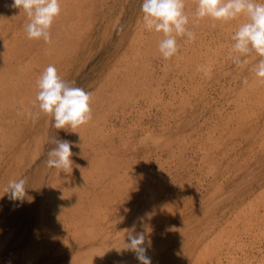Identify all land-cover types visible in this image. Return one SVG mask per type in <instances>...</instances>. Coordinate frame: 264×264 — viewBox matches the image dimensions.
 <instances>
[{
	"label": "rangeland",
	"instance_id": "rangeland-1",
	"mask_svg": "<svg viewBox=\"0 0 264 264\" xmlns=\"http://www.w3.org/2000/svg\"><path fill=\"white\" fill-rule=\"evenodd\" d=\"M11 1L0 0V263L10 262L11 255L19 252L26 242V237L20 241L16 239L17 233H20L18 224H24L29 232L41 225L37 210L41 200L45 203V214L50 218L52 203L46 201L42 193L50 184L52 171H55L54 167L47 165L48 152L55 147L53 141L60 139L72 142L71 159L75 168L73 174L59 169L53 184L57 185L55 194L62 195L68 187L69 181L66 183L65 179H70L69 175L75 177L76 183H86L90 188L88 201L99 202L101 208L107 204L108 212L105 214L108 218L101 221L100 226L108 227L113 234L105 243L118 239L116 232L124 228L121 222L124 216L130 220L139 213L148 193L158 188L154 184L156 179L161 184L160 188L171 189L172 194L184 196V201L188 200L186 202L190 206L185 207L183 214L174 221L171 219L156 228L159 235L152 238L146 248V255L151 258L152 264H162L169 255L171 260L168 264L176 263L182 256L181 251L191 246L205 228L210 229L212 225L213 235L222 230L225 238L216 249L218 254L209 256L206 264H264V236L257 235L262 226L258 219L264 218L263 198L258 199L251 214L234 219V226L230 223L234 218L231 212L236 209L233 207L235 201L240 196L246 198L251 191L254 192L252 189L264 183V144L254 147L249 138L247 140L240 133H231L230 130L235 128L233 125L227 127L224 125L226 121L221 122L224 116L218 109L222 110V103H225L220 95L221 88L214 86L208 90L204 101L195 100L191 109L185 107L169 94L170 89L177 90L183 78L186 79L181 62L173 56L164 68L161 56L144 61L141 55L146 52L140 44L142 51L137 54V62L130 70L132 82L129 81L125 89L119 87L122 73L114 68L113 63L124 51L136 53L138 45L131 47L130 39L134 38L136 22L143 18V0H60L61 13L51 25L50 43L28 38L25 31L28 17L23 9L11 7ZM50 64L56 67L64 81L74 82V86L83 88L91 96L95 95L90 100L92 119L84 124L87 131L83 135L78 129L81 126L73 135L71 128H54V121L49 115L46 127L35 125L28 129L25 125L20 99L23 95L27 96L38 106L37 83L34 82L37 78L34 74ZM235 66L233 63L225 70H233ZM17 69L18 79L2 86L8 81L3 78L10 79L12 70ZM115 76L119 80H114ZM24 77L32 81L33 86L26 85ZM111 82H120V85L118 88L106 86ZM221 83L226 84L227 81L222 80ZM224 107L228 112L233 110L232 106ZM213 123L226 129L227 134L211 133ZM3 128L9 137H2ZM39 135L41 142L36 144L35 137ZM218 135L227 137L226 148L212 142ZM35 145L40 150L38 156L30 163L26 160L21 168L23 153L26 151L29 154L32 149L28 151V148ZM250 146L254 147L252 151H249ZM221 152L231 156L229 160L219 161ZM203 153L211 155V161L219 163L220 168L229 170L230 174L222 179L219 173L214 179L213 174L207 173ZM13 172L16 176L10 178ZM21 178L26 179L27 188L22 203L4 195L8 182ZM218 185L220 190L211 197V191ZM68 189L71 190L70 187ZM61 209L52 216L58 233L75 231V227L67 223L61 225L62 222L56 219L67 216ZM116 217L119 222L108 225L107 220ZM246 221H257L259 227H245ZM82 224L83 221L79 222V225ZM13 228L17 230L1 244ZM77 228L80 230L81 226ZM88 248L85 246L82 250L85 252ZM78 252L77 247H72L58 255L54 264H84L81 261L69 262ZM123 261L140 264L130 250L102 254L98 264Z\"/></svg>",
	"mask_w": 264,
	"mask_h": 264
},
{
	"label": "bare ground",
	"instance_id": "bare-ground-1",
	"mask_svg": "<svg viewBox=\"0 0 264 264\" xmlns=\"http://www.w3.org/2000/svg\"><path fill=\"white\" fill-rule=\"evenodd\" d=\"M258 2L264 3V0H258ZM184 3L185 12L189 16L188 28L195 33L196 38L193 41H188L186 36L176 37L179 50L174 56L181 62V70L186 72V79H188V81L183 78L184 81L181 85L179 84L178 87H176L177 90L170 89L169 94L172 95L173 98L177 99L180 104H184L185 107L191 109L193 108V102L195 100L204 101V99L206 98L204 96L207 94L208 90L213 89L214 86L218 85L222 91L220 95H222L225 99V103L221 102L223 105V109H218L220 114L224 116L221 118V122L223 123L224 121H226V124L224 123V125L227 127L228 125H233L235 128L234 130H230L231 133H240V136L244 135L247 140L249 138L250 141L252 140L254 147L264 144V78L257 77L255 75V72L253 71V68L258 63L260 57L255 52H252L247 56L241 57L242 59L247 60L246 64L238 66L236 65L233 70H225L227 67H230V65L234 63L231 58L233 55H235V53H233L232 51V44L234 43V41L231 38L237 31L239 26L247 22V17L245 15H240L238 18L227 22L213 21L211 18L206 17L200 19L197 22L194 15L197 7V0H184ZM136 24V31L133 32L134 38L130 39L131 47H135L138 45L136 47V53L134 51H132V53L124 51L119 58L115 59L113 63L114 68L122 73L120 74L122 84L121 86H119L121 89L122 87L125 89L126 86L129 85L127 83L131 81V78L129 77L130 70H133L134 64L137 62V54L142 51L140 45H143V50L146 52L145 55H141L144 56V61H148L152 57L156 58V56L162 57V55H160L161 53L159 52V42L161 39H163V33H157L155 30H148L144 24L143 18L138 19ZM213 24H215V27L212 26ZM66 37L69 38V35H67ZM168 61L169 59L166 60L163 58L164 68H166ZM225 65L229 66L224 67ZM21 67L22 66H20V68ZM43 69L44 68H40V72L34 74L37 80L44 71ZM18 70L19 69L12 70L11 74L9 75L11 76L10 79L4 77L3 80L8 81L4 82L2 86H7L9 85L8 83L11 84L12 79H18L16 76V74L19 73ZM114 80L119 79L115 76ZM222 80L227 81V83H221ZM24 81H26V85L33 86L32 81H27L25 77ZM245 81L247 82L245 83ZM34 82L35 84L37 83V81ZM109 85L118 88L120 82H111L106 84V86ZM28 86L24 87L28 88ZM181 86H183L184 88H182ZM104 88L105 85L103 84L102 89ZM26 90L22 91L26 92ZM36 91H39L37 87ZM156 93L158 97H161L158 91H156ZM94 97L95 95L92 94L91 98ZM20 103V109H23L22 112H24L25 125H27L28 129H31L35 125L42 128L46 127L49 120V117L47 115L41 113L39 117L35 119L28 115L29 112L34 113L39 111L38 106L33 104L29 97L23 95L20 99ZM224 106H232L233 110H231V112L229 111V113L228 111H226ZM216 125L217 124H214V126L212 127L211 133L220 132L219 134H227L226 129ZM86 126L87 125H82L80 128H78L81 129V135H83V133H86ZM74 131L76 132L77 128L71 130V135L75 133ZM1 132L2 137H9L8 132L4 128L1 130ZM213 141L216 145L221 144L226 148L224 144L227 141V137L224 138V136L221 137L218 135L217 137L212 139V142ZM39 142H41L40 135L35 137V143L37 144ZM254 147L250 146V149L248 148L249 151H252ZM228 149L229 148H227L226 150ZM28 151L29 154L25 151V154L23 153L24 156L20 159L21 168L25 165L26 160H28V162L30 163L33 158L37 157L40 150L35 145L33 148H28ZM226 155L227 154L225 152H221V154H219L218 160L225 161L227 158L229 160L231 156L228 157ZM202 160L206 161L208 167L207 173L213 174L214 179H217L216 176L219 173L222 176L220 177L222 179L226 178V176L230 174L229 170L221 169V165L219 166V163H217L216 161H211V155L203 153ZM74 168L75 167L72 166V171L70 170L69 174H73ZM58 172L59 169L56 168L55 171H52L50 178L51 180L49 182L50 184L45 187L44 192L42 193L43 198L46 201L49 200V202L52 203L53 209H51L50 218L46 216L44 206L45 203L43 200H41L37 205V210L39 211L38 222H41V225L29 232L24 224H18V226L20 227V233H17L16 239L20 241L24 237H26V242H24L25 244L22 246L19 252L16 251L11 255L12 257L9 260L10 262H1L0 264H54V260L57 259L56 257H58V255L65 253L72 247H77L79 249V252L75 253L71 257V260L69 261L70 263H77L81 261L84 264H98V261L101 259L102 254L104 255L106 253L110 254L114 252L124 253L129 251L124 249L125 243L129 242L127 240V230L134 228L136 233H144V246L147 248L149 241L152 240V238H157L159 235L156 231V228H160L164 224L168 223L169 220H173L181 216L185 207L187 208L188 206H190V204L186 202L188 200L184 201L186 199L184 196H177L175 194H172L171 189L167 190L164 188H160L161 184H159V181L154 179V184L156 183L158 185V188H156L155 191L153 190L152 192L148 193L149 196L146 198V201L144 202L142 208L139 209V213L137 215L135 214V217L130 220L124 216L121 219V222L124 223V228L121 227L116 232L118 239L115 241H111L110 243H105V241L108 238L112 237L113 234L111 231H108V227L100 226V222L105 221L108 218L105 214L108 212L106 207L107 204L105 205V207L103 206L104 208H101L99 202L95 203L94 200H92V202L88 201L90 188L86 183H76V179H74L75 177L72 175H69L70 179H65L66 183L69 181L68 187L64 192H62V195L57 196L55 194L57 185L54 186L53 184L57 179ZM15 173L16 172H13L10 175V178H12ZM69 187L71 188V190L68 189ZM220 188L221 187L219 185L215 186L214 190L210 193L212 195L211 197H213L214 194H216L220 190ZM147 190L149 191V189ZM252 190H254V192L251 191V194H249L250 196L247 195L246 198L240 196L239 200L235 201L236 205L234 203L233 207H236V209L231 212L233 213L234 218L230 220L232 226L235 225L234 222L239 217L247 215L248 213L251 214L255 210V203L258 202L259 198L262 197L264 200V183L259 184ZM257 191L259 193H255ZM80 194L82 195L80 196ZM60 209L65 211V213H67V216L63 217L62 219H59L57 217L56 219L62 222L61 225L67 223L72 227H75V231L72 232V230H66L62 231V233H58L56 227L57 223H55L56 221H54L52 216L55 211H58ZM262 217H259L258 219V222L263 226H260L262 227L261 229L259 225L256 224L257 221H246L244 222L245 227L257 225V227H259L258 231H261L257 235L261 236L262 234L264 236V218ZM82 221L84 224L79 225V222ZM107 222H109L108 225H116L119 222V219L117 217L110 218L107 220ZM76 226H81V229H76ZM16 230L17 228L6 234L4 239L1 238V244L7 238L13 235ZM213 232L214 225H212L210 229L205 228L204 232L194 240L191 246L186 247L181 251V255L184 258L181 256L178 261L173 264H206L209 256L212 257L214 256V254H218L219 250L216 249H218V247L222 243V240L225 238L223 236L224 231L221 230L219 232H216L214 235ZM95 242L98 243L97 246L93 245ZM85 246H89V248L84 252L82 249ZM170 260L171 258L169 255L164 259L162 264H168ZM234 263L236 262H233V264ZM117 264H131V262L123 261L118 262Z\"/></svg>",
	"mask_w": 264,
	"mask_h": 264
},
{
	"label": "clouds",
	"instance_id": "clouds-1",
	"mask_svg": "<svg viewBox=\"0 0 264 264\" xmlns=\"http://www.w3.org/2000/svg\"><path fill=\"white\" fill-rule=\"evenodd\" d=\"M11 7L23 9L26 13L29 22L25 25V31L29 39L51 42L50 28L61 13L60 0H12ZM141 10L146 28L163 33L159 52L164 59L177 54V36H186L188 41L195 40V33L187 27L189 16L185 12L184 0H143ZM194 15L197 22L206 17L227 22L245 15L247 22L241 24L231 38L235 53L231 58L236 65H243L247 60L241 57L255 52L260 59L253 71L257 77L264 78V3L258 0H197ZM212 26L215 27V24ZM37 87L39 111L28 113L33 119L44 113L52 117L54 128L73 130L92 119L91 93L74 86V82L64 81L54 65L50 64L44 69L37 80ZM53 142L55 147L48 152V167L61 169L65 173L72 171V142L60 139ZM25 185L24 178L11 180L4 188V195L22 203L27 195ZM127 240L125 250L134 252L140 264H152L151 258L146 255L144 233H136L134 228L127 230Z\"/></svg>",
	"mask_w": 264,
	"mask_h": 264
}]
</instances>
